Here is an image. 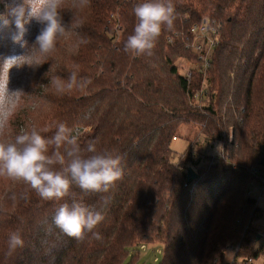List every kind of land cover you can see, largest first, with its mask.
Masks as SVG:
<instances>
[{"label": "trees", "instance_id": "1", "mask_svg": "<svg viewBox=\"0 0 264 264\" xmlns=\"http://www.w3.org/2000/svg\"><path fill=\"white\" fill-rule=\"evenodd\" d=\"M22 2L0 0V14ZM142 2L89 0L78 8L65 0L61 15L70 34L43 64L11 69L9 89L24 95L5 139L33 127H51L42 133L51 136L63 122L81 148L94 141L99 151L121 156L123 177L107 193L73 188L61 201L43 200L24 183L0 177V264H126L134 251L154 244L163 247L161 264H224L230 244L238 245L230 264L264 254L249 252L264 209L248 194L264 178V0H171L173 27L162 29L151 56L124 50L137 22L133 7ZM204 18L220 27L221 43L207 73V95L197 103L189 101L188 90L202 88L205 79L195 73L189 88L176 64L195 58L184 45L167 44L166 36ZM39 29L33 22L29 46ZM15 30L0 20V63L22 53L11 40ZM77 67L78 77L91 83L59 91L56 79L67 82ZM191 123L205 125L194 142L187 138L184 160L174 165L171 142L182 124ZM203 137L206 145L225 142L226 156L213 161L202 154ZM189 168L198 176L187 184ZM72 199L103 213L95 229L102 240L88 234L78 242L55 228L57 208ZM13 231L25 244L7 255Z\"/></svg>", "mask_w": 264, "mask_h": 264}, {"label": "clouds", "instance_id": "2", "mask_svg": "<svg viewBox=\"0 0 264 264\" xmlns=\"http://www.w3.org/2000/svg\"><path fill=\"white\" fill-rule=\"evenodd\" d=\"M65 0H23L6 6L0 14L5 25L14 23L11 35L14 47L22 50L3 58L0 63V177L27 185L37 196L46 201H61L70 196L73 188L84 194L107 193L116 181L123 177L122 157L104 150L99 151L94 141L84 148L78 143V136L65 123L59 122L51 136L42 133L51 127L37 130H21L14 139H5L8 121L23 92L10 91V71L25 65L35 67L56 50L57 43L70 34L61 11ZM75 7L82 8L89 0H72ZM175 9L171 0H143L133 7L136 24L133 34L124 43L125 52L135 55H153L156 41L162 29H172ZM35 22L40 26L34 43L29 46L27 39ZM61 92L73 88L85 89L91 81L78 77L72 71L67 82L55 81ZM63 149V151H61ZM27 198V193L24 194ZM15 199V197H13ZM107 203V200L104 201ZM105 219L101 211L95 210L82 201L72 199L71 203L59 205L52 223L59 232L76 241H83L88 234L96 240L102 236L95 229ZM24 239L19 231L9 234L7 255L23 248Z\"/></svg>", "mask_w": 264, "mask_h": 264}, {"label": "built area", "instance_id": "3", "mask_svg": "<svg viewBox=\"0 0 264 264\" xmlns=\"http://www.w3.org/2000/svg\"><path fill=\"white\" fill-rule=\"evenodd\" d=\"M166 43L169 45L182 44L194 56L195 60L180 59L176 67L178 72L188 82L191 88L193 77L198 73L203 77L204 85L200 89L188 90V99L190 102H201L206 94V77L212 68V58L214 51L221 43L220 27L217 26L212 19L204 18L200 23L192 25L188 31H173L166 36ZM213 155V161L217 158H224L225 155L220 150H216ZM253 174H259V170L253 168ZM259 193L257 197L252 196L249 190V196L256 199V205L259 206L261 201L264 202V178L263 184L259 185ZM263 251V249L261 248ZM251 258L247 259L243 264H253Z\"/></svg>", "mask_w": 264, "mask_h": 264}, {"label": "rangeland", "instance_id": "4", "mask_svg": "<svg viewBox=\"0 0 264 264\" xmlns=\"http://www.w3.org/2000/svg\"><path fill=\"white\" fill-rule=\"evenodd\" d=\"M205 125V124H204ZM203 124L199 123H191L188 124H182V126L179 127L177 130V135L174 137L175 139L171 142V150L174 153L173 154V164L179 165L181 161L184 160V154L189 149L190 141L187 140V138H191V142H194L198 135H200V132L202 131V128H204ZM20 125V129H21ZM203 141L199 144L201 145V152L202 154H205L206 156H212V154L215 153L216 150H220L221 153L224 154V148L226 147V144L223 142H214L213 144L206 145L204 142V137L202 138ZM231 141H233L232 134L230 137ZM199 146H195V151H197ZM225 155V154H224ZM226 156V155H225ZM254 167L251 168V171ZM256 169V168H255ZM253 172V171H252ZM253 187L250 188V191L252 192V196L257 197L259 190V185L256 184L252 185ZM261 208L264 209V202L261 201L260 205ZM258 228L252 230V234H256L255 241L250 245L249 252H257L259 249H263L262 253H264V221H261L258 225ZM261 235L259 241L257 242V237ZM238 250V245H231L228 246L226 251V256L224 260V264H230L232 261H234V256L236 255ZM137 256L133 260L132 257H128L126 260V264H161L162 258H163V247L160 244H154V245H147L143 248H139L137 251H134ZM241 259L238 260L240 262ZM253 264H264V254L261 255L258 259L253 261Z\"/></svg>", "mask_w": 264, "mask_h": 264}, {"label": "water", "instance_id": "5", "mask_svg": "<svg viewBox=\"0 0 264 264\" xmlns=\"http://www.w3.org/2000/svg\"><path fill=\"white\" fill-rule=\"evenodd\" d=\"M261 165L264 166V159L262 160ZM197 176L198 175L196 171L192 168H189L187 171V184L192 183L194 180L196 181ZM260 237L261 235L257 237V242L259 241Z\"/></svg>", "mask_w": 264, "mask_h": 264}]
</instances>
